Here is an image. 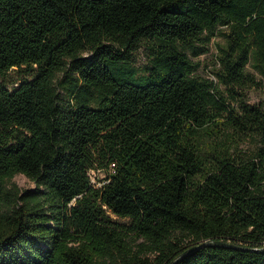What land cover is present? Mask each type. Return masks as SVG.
I'll return each mask as SVG.
<instances>
[{"label": "trees", "instance_id": "1", "mask_svg": "<svg viewBox=\"0 0 264 264\" xmlns=\"http://www.w3.org/2000/svg\"><path fill=\"white\" fill-rule=\"evenodd\" d=\"M219 30L216 84L185 49ZM250 63L264 75V0H0V264H264L214 246L176 260L264 248Z\"/></svg>", "mask_w": 264, "mask_h": 264}, {"label": "rangeland", "instance_id": "2", "mask_svg": "<svg viewBox=\"0 0 264 264\" xmlns=\"http://www.w3.org/2000/svg\"><path fill=\"white\" fill-rule=\"evenodd\" d=\"M222 34L223 31L219 30L214 36L210 37L209 41L205 42L204 44L196 42V45H202L204 47V50L198 55H194L190 48L185 49L186 53L196 64L194 74L213 80L216 82V84L217 79L214 76V73L219 68L218 49L221 43L223 42ZM150 61L151 60L149 44L143 41L142 44L136 50L131 52V54L129 55L128 63L132 67H134L138 72H141L150 63ZM247 70L252 73L253 78L257 84L247 90L245 99L248 103H264V75L257 68L253 67L252 63L247 65ZM11 75L15 77L14 73H12ZM21 81V79H18L16 83L9 84L8 88L12 89L13 87L18 86ZM220 88L223 89V86H220ZM253 148L254 144L252 141H246V143H243L241 145V149L246 151L247 153L252 152ZM90 173L91 176L94 177L95 180H97L101 179L104 176L105 171L103 169H96L91 171ZM12 183L15 184L20 190H31L34 187V183L30 181L27 177H25L23 174L15 175L11 179L10 183H8V186H11ZM114 219L120 224H128L127 219H121L117 217H114Z\"/></svg>", "mask_w": 264, "mask_h": 264}, {"label": "water", "instance_id": "3", "mask_svg": "<svg viewBox=\"0 0 264 264\" xmlns=\"http://www.w3.org/2000/svg\"><path fill=\"white\" fill-rule=\"evenodd\" d=\"M206 246H214V247H224V248H229V249H236V250H241V251H263L264 248H259V249H255V248H246V247H242V246H238L235 244H232L230 242H224L221 240H214V241H204L200 244L194 245L192 247H190L189 249H187L186 251H184L181 255H179V257L176 259H180L182 257H184L185 255L198 250L200 248L206 247Z\"/></svg>", "mask_w": 264, "mask_h": 264}]
</instances>
